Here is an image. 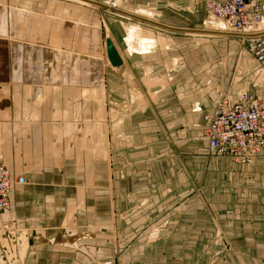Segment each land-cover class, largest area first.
<instances>
[{
    "label": "crops",
    "instance_id": "1",
    "mask_svg": "<svg viewBox=\"0 0 264 264\" xmlns=\"http://www.w3.org/2000/svg\"><path fill=\"white\" fill-rule=\"evenodd\" d=\"M115 1L152 18L104 15L90 57L71 53L89 48L72 8L57 20L0 0V161L23 180L0 213V264H264V149L235 164L203 135L216 92L264 102V73L204 10L176 20L194 0Z\"/></svg>",
    "mask_w": 264,
    "mask_h": 264
},
{
    "label": "built area",
    "instance_id": "2",
    "mask_svg": "<svg viewBox=\"0 0 264 264\" xmlns=\"http://www.w3.org/2000/svg\"><path fill=\"white\" fill-rule=\"evenodd\" d=\"M102 5V9L124 17L119 15L122 11L119 12L116 1ZM203 10L206 18L218 25V34L238 40L241 53L257 64L255 72L263 76L264 9L260 0H203ZM203 118V135L211 155L249 166L264 149V102L254 91L240 90L231 95L216 92L213 110ZM22 183L23 180L12 175L0 161V213L8 207V191Z\"/></svg>",
    "mask_w": 264,
    "mask_h": 264
},
{
    "label": "rangeland",
    "instance_id": "3",
    "mask_svg": "<svg viewBox=\"0 0 264 264\" xmlns=\"http://www.w3.org/2000/svg\"><path fill=\"white\" fill-rule=\"evenodd\" d=\"M102 1L103 0H93V1H90L93 4H87V5H80L79 4V5H77L80 2L74 3V2H71V0H25V2H30L31 4L33 2H35V4H37V5L40 3V5L42 7L47 6V7H52L54 9H56L57 14L54 16V18L57 20L67 19V17L65 15L62 16L60 14L61 13L60 10L69 9V8L73 9L74 15L80 14V15H83V16H79L80 18L81 17L83 19L87 18L88 24H86V25L88 26V30H89V32H88V40H89L88 41V45H89L88 53L86 52V49H84V48H83V51L81 52L80 48L75 46V43L73 44V46L71 47L70 50H71V53H73V54H76V51H78L79 54L89 55L90 57H98V56H100V54H101V56L103 55V52H102V50H103L102 45L103 44H101V42H100V39H102V37L99 34V32L102 31V23L100 22V19H102L103 17H105L107 15H109L111 17H115L117 19H121L119 16H116L115 14H112L111 12L102 9V7L100 5V3H102ZM202 2H203V0L191 1L192 5L194 4V9L196 10L194 17H188V15H182V16L176 17V20H178V22L180 21V22L187 24V25L192 24L193 22H196V20H197V22H196V24H197L198 19H202L204 17ZM151 3H154V2L151 1ZM185 3H187V1H185ZM116 7L123 12H126L125 10H128V11L130 10V9L124 8L123 5L121 6L120 3H118L117 1H116ZM136 9L137 8H135L134 10L136 11ZM126 13L131 14L132 12H126ZM133 14L140 15L139 13H136V12H133L132 15ZM119 15H121V14H119ZM126 17H128V16H126ZM143 17L146 19H150V20L152 18V17H150V15L149 16L144 15ZM70 18H72V17H70ZM131 18L132 17H130V19ZM131 20H133V19H131ZM74 26H77V25H74ZM126 28L128 29L127 32L130 33L131 30L133 29V26L128 25V26H126ZM216 35H220V34H216ZM223 37H225V36H223V35L222 36H215V38L214 37H212V38L218 40L219 38L221 39ZM223 39L227 40V46L229 49L232 48L233 52H235L237 45L240 48L239 42L236 38L227 36ZM105 40H104V46H105ZM142 40H145V38H143ZM111 44H112V42H111ZM218 49H220L221 51L224 50V48L221 49V47ZM138 50H139V48H138ZM239 50L241 51V48ZM105 55H106V53H105ZM222 55H224V53H222ZM245 57L247 58L249 63H251V64L254 63L248 56L245 55ZM90 66H92V65L90 64ZM111 68H113V67H111ZM256 75H259V74H256Z\"/></svg>",
    "mask_w": 264,
    "mask_h": 264
},
{
    "label": "water",
    "instance_id": "4",
    "mask_svg": "<svg viewBox=\"0 0 264 264\" xmlns=\"http://www.w3.org/2000/svg\"><path fill=\"white\" fill-rule=\"evenodd\" d=\"M87 3L93 4L90 1H86ZM102 6V5H101ZM105 53L108 63L111 67L117 68L121 65V61L118 57V54L116 53L113 45L111 44L109 39L105 40Z\"/></svg>",
    "mask_w": 264,
    "mask_h": 264
},
{
    "label": "bare ground",
    "instance_id": "5",
    "mask_svg": "<svg viewBox=\"0 0 264 264\" xmlns=\"http://www.w3.org/2000/svg\"><path fill=\"white\" fill-rule=\"evenodd\" d=\"M100 5H102V4H100ZM101 7H103V5H102ZM119 12H121V11L119 10ZM120 14H122V15H125V16H128V17H132V18H133V17H135V18H138V17H139V16L137 17V15H136V16H134V15L128 14V13H126V12H123V11H122ZM138 19L145 20L146 22H148V21H149V20H147V19H144V18H142V17H140V18H138ZM154 24H157V25H158V23H154ZM129 39H130V40H129ZM135 39H136V38H134V39H133V37H132V36H130V35L128 36V40H129L128 42H130V41H134ZM136 42H137V41H136Z\"/></svg>",
    "mask_w": 264,
    "mask_h": 264
}]
</instances>
